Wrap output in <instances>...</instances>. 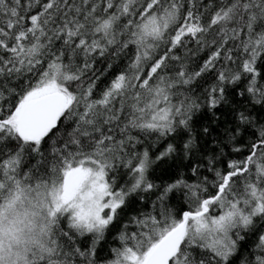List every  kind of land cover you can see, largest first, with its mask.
<instances>
[{
    "label": "snow or ice",
    "instance_id": "6c2138e0",
    "mask_svg": "<svg viewBox=\"0 0 264 264\" xmlns=\"http://www.w3.org/2000/svg\"><path fill=\"white\" fill-rule=\"evenodd\" d=\"M0 264H264V0H0Z\"/></svg>",
    "mask_w": 264,
    "mask_h": 264
}]
</instances>
